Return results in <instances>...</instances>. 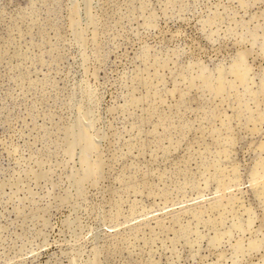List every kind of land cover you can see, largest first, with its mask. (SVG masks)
<instances>
[{
  "label": "rangeland",
  "instance_id": "374dc122",
  "mask_svg": "<svg viewBox=\"0 0 264 264\" xmlns=\"http://www.w3.org/2000/svg\"><path fill=\"white\" fill-rule=\"evenodd\" d=\"M0 264H264V0H0Z\"/></svg>",
  "mask_w": 264,
  "mask_h": 264
}]
</instances>
